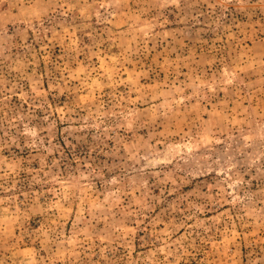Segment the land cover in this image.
<instances>
[{
    "label": "rangeland",
    "instance_id": "rangeland-1",
    "mask_svg": "<svg viewBox=\"0 0 264 264\" xmlns=\"http://www.w3.org/2000/svg\"><path fill=\"white\" fill-rule=\"evenodd\" d=\"M0 264H264V0H0Z\"/></svg>",
    "mask_w": 264,
    "mask_h": 264
}]
</instances>
